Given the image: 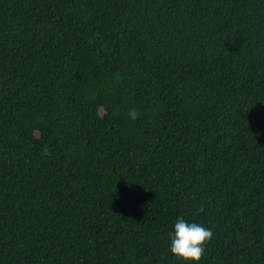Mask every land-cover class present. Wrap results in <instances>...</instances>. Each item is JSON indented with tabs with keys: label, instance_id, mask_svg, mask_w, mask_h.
Returning a JSON list of instances; mask_svg holds the SVG:
<instances>
[{
	"label": "trees",
	"instance_id": "obj_1",
	"mask_svg": "<svg viewBox=\"0 0 264 264\" xmlns=\"http://www.w3.org/2000/svg\"><path fill=\"white\" fill-rule=\"evenodd\" d=\"M178 218L264 264V0H0V264H189Z\"/></svg>",
	"mask_w": 264,
	"mask_h": 264
},
{
	"label": "clouds",
	"instance_id": "obj_2",
	"mask_svg": "<svg viewBox=\"0 0 264 264\" xmlns=\"http://www.w3.org/2000/svg\"><path fill=\"white\" fill-rule=\"evenodd\" d=\"M129 116L135 120L139 113L132 109ZM203 211V207L200 208ZM169 251L177 259L197 264L204 255L205 246L213 238V231L196 222H187L183 218H178L173 232L169 233Z\"/></svg>",
	"mask_w": 264,
	"mask_h": 264
}]
</instances>
